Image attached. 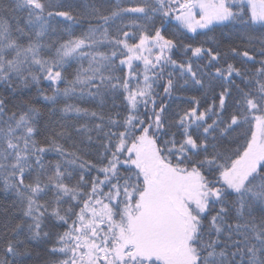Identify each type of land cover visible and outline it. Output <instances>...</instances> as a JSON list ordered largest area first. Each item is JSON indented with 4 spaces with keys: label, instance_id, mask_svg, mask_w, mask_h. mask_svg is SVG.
I'll list each match as a JSON object with an SVG mask.
<instances>
[{
    "label": "snow or ice",
    "instance_id": "obj_1",
    "mask_svg": "<svg viewBox=\"0 0 264 264\" xmlns=\"http://www.w3.org/2000/svg\"><path fill=\"white\" fill-rule=\"evenodd\" d=\"M0 187V264H264V0H0Z\"/></svg>",
    "mask_w": 264,
    "mask_h": 264
},
{
    "label": "trees",
    "instance_id": "obj_2",
    "mask_svg": "<svg viewBox=\"0 0 264 264\" xmlns=\"http://www.w3.org/2000/svg\"><path fill=\"white\" fill-rule=\"evenodd\" d=\"M189 35H193V34H189ZM216 35L218 36L219 33H216ZM200 39H205V37L202 36L200 37ZM197 95L198 97H201V98L203 96L202 93H197ZM85 106L94 107V105H85ZM10 196H11V193L4 192L2 187H0V205H9L11 203ZM31 246L35 248V245H31ZM36 251L40 253V257L36 259L28 260V264H43V259L46 257L44 247L42 246V247L36 248Z\"/></svg>",
    "mask_w": 264,
    "mask_h": 264
}]
</instances>
